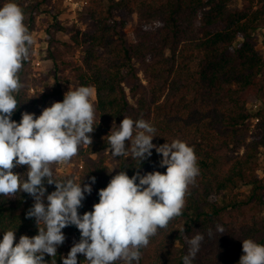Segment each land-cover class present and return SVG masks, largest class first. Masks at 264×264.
<instances>
[{"label": "trees", "instance_id": "16d2710c", "mask_svg": "<svg viewBox=\"0 0 264 264\" xmlns=\"http://www.w3.org/2000/svg\"><path fill=\"white\" fill-rule=\"evenodd\" d=\"M248 1L242 8H233L232 0H86L80 10L93 29L73 38L85 53L75 81L95 89V111L101 122H121L125 116L143 118L157 130L153 144L179 139L197 156L199 175L188 188L182 215L158 230L141 249L139 264H183L186 236L195 235V230L205 239L193 264H238L243 240L264 245V56L255 41L264 26V0ZM8 2L0 0V7ZM12 2L22 8L24 24L32 36L38 17L52 12L44 8L48 0ZM120 12L138 16L132 39L121 33ZM57 18L58 14L53 16L47 29L53 61L64 54L58 48L62 42L56 32L65 28L58 25ZM32 57L33 51L19 72L23 86L15 94L18 104L12 119L16 122L24 112L38 117L52 97L29 96L37 83L30 73ZM253 103H261L262 108L253 112ZM109 133L100 130L97 137L105 138L89 145L84 175L89 184L92 176L96 182L78 209L81 215L93 210L99 190L119 171H126L129 177L137 171L141 175L166 172V167H160L162 155L155 149L142 164L121 156L116 172L105 159L91 158L97 151L91 147H109ZM13 171L23 175L27 166ZM45 186L47 194L55 190V185L45 182ZM33 204L27 193L12 199L0 197V240L8 230L16 232L15 243L22 235L38 234L35 218H26ZM216 224L226 231L209 238L207 230ZM62 231L65 242L55 256H45L46 261L62 264L61 256L81 239L75 226ZM84 260L78 254V264H87Z\"/></svg>", "mask_w": 264, "mask_h": 264}, {"label": "clouds", "instance_id": "9594fccd", "mask_svg": "<svg viewBox=\"0 0 264 264\" xmlns=\"http://www.w3.org/2000/svg\"><path fill=\"white\" fill-rule=\"evenodd\" d=\"M24 19L22 8L12 0L0 7V197L29 194L34 204L26 218H35L38 234L22 235L15 243L16 232H4L0 264H48L45 256L57 254L66 239L62 230L68 226H75L81 239L61 256L62 264H78V254L87 264H139L141 249L158 230L166 229L170 221L182 215L188 188L199 175L194 149L179 139L156 146L153 139L157 130L143 118L125 116L119 125L113 121L106 136V152L110 151L113 158L130 156L142 164L155 149L162 155L160 167H166V172L141 175L137 171L129 177L126 171H119L106 188L99 190V202L93 210L81 215L78 209L85 194H91L96 177H91V184L77 183L75 176L58 180L53 165L71 161L81 146L92 145L94 92L88 86L70 87L62 102H54L38 117L24 112L20 122L12 119L18 104L15 94L23 86L19 72L34 45ZM18 166H27V172H14ZM45 182L55 185L50 194ZM225 231L216 224L207 235L212 238ZM204 239L197 230L195 235L186 236L183 264H193ZM242 251L238 264H264V245L245 239Z\"/></svg>", "mask_w": 264, "mask_h": 264}, {"label": "rangeland", "instance_id": "374dc122", "mask_svg": "<svg viewBox=\"0 0 264 264\" xmlns=\"http://www.w3.org/2000/svg\"><path fill=\"white\" fill-rule=\"evenodd\" d=\"M78 1H81V3L84 4L83 7L86 5V0ZM248 3V0H232V7L242 8L245 5H248ZM44 8H48V10H51L52 12L43 13L37 19V29L33 34V64L30 68L31 76L37 80V83L28 91V94L29 96H34L37 93L40 96L44 94L52 95L47 104V107H50L54 102H62V97H64L65 93L70 90V87L73 90L80 87L75 81V73L83 66L85 53L83 48L75 44L73 38L77 36L79 32V37H82V34L93 29V26L86 18L83 17L84 12L74 9V6L70 5L67 0H48V3L44 6ZM57 14L58 25L65 28V30H59L56 32V36L62 42L61 44H58V48L64 54L61 59L58 57L56 61H53L49 58L50 44L48 41L47 29L53 22V16ZM117 19L120 21L119 28L121 33L125 35L126 38L132 39L134 30L139 22L138 16L120 12L117 14ZM255 41L257 49L264 56V26L257 31ZM140 76L144 79L142 73H140ZM92 90L94 92L93 101L95 107L97 96L95 89ZM261 108V103H253L250 105V109L253 112H258ZM95 115L96 121L93 126L94 132L90 134L93 142L102 141L105 136L103 138H99L97 137V133L104 128L110 132L113 125V122L107 124L102 123L100 116L96 111ZM121 122L116 121L115 123L116 125H119ZM256 122L257 120H254L255 124ZM89 148V145L81 146L77 155L74 156L71 161L60 165H53L56 178L63 180L65 178L75 176L78 183L83 182L89 184V182L85 180L84 175L87 171L86 157L88 156ZM91 148L92 150H97L95 153L90 155L91 158L98 161L105 159V163L112 171H118L121 157L113 158L110 151H105L107 148L101 149L99 145ZM262 165H264V161L262 162ZM260 174H262V171ZM246 192L249 193V190L247 189ZM59 249L60 248L58 246L57 252ZM47 262L48 264H56L50 260H47Z\"/></svg>", "mask_w": 264, "mask_h": 264}, {"label": "built area", "instance_id": "2783aa9c", "mask_svg": "<svg viewBox=\"0 0 264 264\" xmlns=\"http://www.w3.org/2000/svg\"><path fill=\"white\" fill-rule=\"evenodd\" d=\"M67 1L70 3V5L74 6V9H78L79 11L82 10L84 4H82L81 1L78 0H67Z\"/></svg>", "mask_w": 264, "mask_h": 264}]
</instances>
